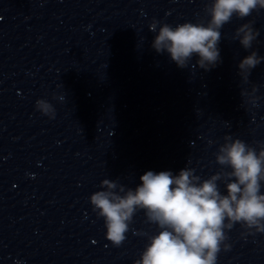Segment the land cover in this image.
<instances>
[{"label":"water","instance_id":"obj_1","mask_svg":"<svg viewBox=\"0 0 264 264\" xmlns=\"http://www.w3.org/2000/svg\"><path fill=\"white\" fill-rule=\"evenodd\" d=\"M3 1L35 100L55 110L51 119L39 112L92 264H134L159 231L138 210L113 246L89 199L102 180L134 189L147 171L185 167L204 180L230 171L215 161L225 136L264 145V59L247 82L238 68L253 51L264 57V9L223 25L220 59L206 70L196 55L181 68L157 53L149 25L206 23L211 0ZM243 24L258 33L248 49L234 38ZM225 233L216 264H264V231L236 223Z\"/></svg>","mask_w":264,"mask_h":264},{"label":"clouds","instance_id":"obj_2","mask_svg":"<svg viewBox=\"0 0 264 264\" xmlns=\"http://www.w3.org/2000/svg\"><path fill=\"white\" fill-rule=\"evenodd\" d=\"M258 9H264V0H211L204 9L210 17L206 23L184 22L174 27L163 23L157 30L159 22L153 20L149 25V31L156 33L152 47L157 53L167 52L181 68L196 55L197 64L207 70L220 59L217 45L223 25L233 16L244 18ZM257 35L250 24H243L236 29L234 38L248 49ZM262 59L253 51L239 62L244 82ZM241 94L250 95L243 91ZM256 99L251 97L253 102ZM35 107L54 118L55 110L47 101L38 99ZM224 141L215 153V161L230 171L222 168L204 180L187 167L176 175L147 171L134 189L102 180L104 190L94 192L89 199L93 211L103 218L105 238L119 247L134 215L143 210L147 221L159 231L149 237L134 264H216L221 245L229 247L224 243L226 229L239 223L248 231H264V145L257 151L240 139L225 136ZM217 181L224 183L226 195L220 192Z\"/></svg>","mask_w":264,"mask_h":264}]
</instances>
